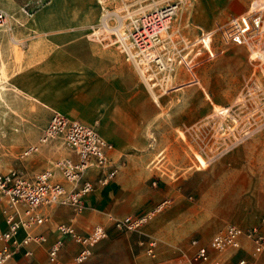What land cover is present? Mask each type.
Here are the masks:
<instances>
[{"label":"rangeland","instance_id":"374dc122","mask_svg":"<svg viewBox=\"0 0 264 264\" xmlns=\"http://www.w3.org/2000/svg\"><path fill=\"white\" fill-rule=\"evenodd\" d=\"M156 1L179 4L166 34L174 40L183 38L177 44L180 55L190 59L194 52L199 54L190 69L180 63L173 71L157 73L153 87L127 61L133 65L131 82L136 91L141 88L146 93L139 136L148 143H133L127 150L124 169L134 174L114 208L129 216L149 204L168 201L143 229L162 237L166 243L160 242V252L166 256L172 246L186 250L191 239L208 242L228 225L264 229V61L253 59L243 45L223 43L218 33L211 42L205 37L230 17L245 14L252 0ZM59 3L67 6L73 22L69 37L115 50L92 40L90 33L103 15L117 13L124 0H0L7 14L6 27L0 31V42L5 40L0 45V159L5 167L19 168L28 176L69 154L60 141L39 143L51 110L40 100L42 93H25L16 86L18 80L26 83L25 77L11 76L12 66L23 68L19 40L28 37L31 24L47 21L37 16ZM30 144L38 151L22 157ZM88 176L95 179L97 172ZM144 257L140 262L147 261ZM239 259L264 264V253L254 255L248 243L228 254V264H238Z\"/></svg>","mask_w":264,"mask_h":264},{"label":"built area","instance_id":"2783aa9c","mask_svg":"<svg viewBox=\"0 0 264 264\" xmlns=\"http://www.w3.org/2000/svg\"><path fill=\"white\" fill-rule=\"evenodd\" d=\"M179 8L177 2L158 5L156 0H124L117 13L112 11L101 17L99 23L92 27L90 35L94 41L115 47L126 61L141 71L144 81L153 87L157 73L173 71L174 65L180 63L190 69L195 65L192 60L199 54L194 52L190 59L180 55L177 44L183 43V38L174 40L166 34ZM6 21L7 14L0 9V28ZM215 33H218L223 43L243 45L251 51L253 59L264 61V0H252L245 14L230 17L215 30L205 34V37L208 36L211 42ZM202 39L199 40L201 44ZM168 45L170 50L167 49ZM205 50L209 57H213L212 51ZM51 141H60L65 151L73 157L54 160L48 169L30 178L13 169L5 173L0 171V199L5 202L2 210L5 228L0 229V264L11 261L29 243L45 241L43 236L32 234L33 229L46 221L38 211L40 207L65 206L80 213L85 208L84 197L97 187L106 186L117 176L122 166L110 156L113 146L92 127L55 111L39 138L41 144ZM37 151L38 146L31 145L21 156H30ZM90 170H95L97 176L85 180L84 175ZM57 175L69 185L68 188L56 179ZM167 203L165 200L141 213L122 218L109 217V220L113 229L119 233L141 234ZM57 230L80 245L72 259L73 264L87 261L91 254L90 248L107 237V231L101 225H95L86 234H80L66 224L58 225ZM20 231L24 232L22 239H18ZM242 240L251 244L254 255L264 253V229L258 226L244 228L228 225L206 243L192 240V252L189 255L181 253L173 260L158 259V242L155 238H148L144 256L150 262L145 264H222L220 256L230 250H239ZM61 247V240L49 247L47 264H64L59 259ZM23 256L30 257L31 252L26 250ZM238 264L246 263L242 259Z\"/></svg>","mask_w":264,"mask_h":264},{"label":"crops","instance_id":"0c3cea01","mask_svg":"<svg viewBox=\"0 0 264 264\" xmlns=\"http://www.w3.org/2000/svg\"><path fill=\"white\" fill-rule=\"evenodd\" d=\"M79 9L81 13V7ZM37 17L39 19L46 17L47 21L31 24L27 29L30 33L28 37L19 40L23 51V68L19 70L15 68L16 66H12L11 76L12 78L25 77L27 80L26 83L18 80L16 86L25 93L31 91L36 94L42 93L40 100L51 110L50 116L54 111L59 112L72 120L92 127L113 146L110 156L113 160H118L122 166L114 183L106 187H97L84 197L85 208L80 213L65 206L40 207L38 211L46 221L33 229L32 234L43 236L45 241L39 244L29 243L5 264H47V251L57 240L62 241L60 261L64 264H73L72 259L79 251L80 245L57 230V226L61 224L71 225L80 234L88 233L95 225H101L107 231V237L93 245L90 248L91 254L88 260L80 264H145L149 259L144 257L147 261L143 263L139 258L144 256L148 238L157 240V257L160 260H173L181 253L189 255L192 252L190 242L197 239L189 240L186 250L180 245H175L169 249L166 256H161L160 246L162 248L163 244L160 242H166L160 235L158 238L147 228L142 230L141 234L119 233L113 229L109 220V217L127 216L114 208L116 202L123 200L124 191L122 190L134 174L131 169H124L129 156L127 150L134 146L133 143H148L147 139H140L139 136L140 125L146 117L144 112L146 93L142 92L141 88L136 91L135 83L131 82L133 65L127 62L122 54L116 52V49L101 48L97 43L69 37L68 28H71L70 25L73 22L68 18L66 5L59 3L58 6L45 10ZM4 27L6 24L0 31ZM31 33L34 35L30 36ZM4 42L5 40L2 39L0 45ZM71 94L76 97L69 98ZM64 157H73V155L64 153L58 159ZM52 161L54 160L49 161L43 169H48ZM10 169L18 171L27 178L34 176L23 174L18 170L19 168L5 167L1 161V172L5 173ZM90 171L92 173V170ZM90 171L84 175L85 180H92V177L88 176ZM56 179L68 188L69 185L65 184L59 175ZM153 205H147L142 211L151 209ZM4 207L5 202L0 199V229L5 228L2 213ZM23 237L24 232L20 231L18 239ZM143 242L144 244H141ZM248 243L242 240L239 250H230L222 254L220 256L222 264H228L230 252H239ZM26 250L31 252L30 257L23 256ZM240 260L242 259L238 262Z\"/></svg>","mask_w":264,"mask_h":264},{"label":"bare ground","instance_id":"6f19581e","mask_svg":"<svg viewBox=\"0 0 264 264\" xmlns=\"http://www.w3.org/2000/svg\"><path fill=\"white\" fill-rule=\"evenodd\" d=\"M206 37L208 38V36H206ZM221 111H223V113H225V112H227V109H224V110H221ZM196 159L199 162L200 166H204L205 165V161L203 160V158L200 155L197 154L196 155Z\"/></svg>","mask_w":264,"mask_h":264}]
</instances>
